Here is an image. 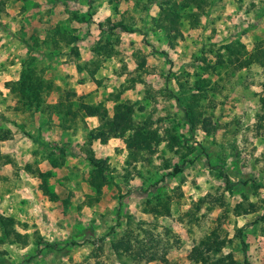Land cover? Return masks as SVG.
I'll return each mask as SVG.
<instances>
[{"label": "rangeland", "instance_id": "374dc122", "mask_svg": "<svg viewBox=\"0 0 264 264\" xmlns=\"http://www.w3.org/2000/svg\"><path fill=\"white\" fill-rule=\"evenodd\" d=\"M166 2L0 0V135L24 134L20 124L47 142L0 155V208L36 209L24 221L0 210L29 238L0 230V264H201L188 253L205 237L223 239L240 264H264V68L239 67L230 53L264 50V0H201L190 21L179 9L169 32L157 19ZM23 70L51 83L39 110L14 87ZM58 98L110 116L131 102L135 125L159 141L127 162L124 137L91 140L98 120L82 110L61 128L71 118L53 113ZM91 155L105 167L99 195ZM122 237L140 254H116Z\"/></svg>", "mask_w": 264, "mask_h": 264}, {"label": "trees", "instance_id": "16d2710c", "mask_svg": "<svg viewBox=\"0 0 264 264\" xmlns=\"http://www.w3.org/2000/svg\"><path fill=\"white\" fill-rule=\"evenodd\" d=\"M201 5V0H172V4L168 2H166L164 5L159 4L158 7L161 11V15H159L157 19L162 21L159 22V25L167 32H169L171 29L176 30L179 9L184 12V16L190 21L191 17H193L195 14L194 12H196L195 10L191 11L192 8L194 7L197 9L201 7ZM121 29L125 31L128 30L125 27H121ZM230 53L233 56L231 62H235V64H237L239 67H245L252 63H258L264 68V50L260 46H257L254 50L248 52L245 47L240 44L238 47L231 49ZM13 84L20 96L29 100L27 105L31 106L34 104L36 110H39L42 103L41 97L37 96V94L44 91L46 86L48 88L51 87V83L46 84L40 80L33 70H30L27 73L24 70L21 71L19 79L14 81ZM70 97L74 98L75 100L77 99L78 94L75 89H71L66 96V100L74 101V99H70ZM73 104H75V101ZM49 105L52 107L53 113L58 115L65 114L71 118L68 119L70 121V124L68 125L62 124V122H65V118L61 119V128L71 129L72 123L75 124L74 122L76 121L78 112L82 110L83 113L81 116H95L98 120V124L95 127L89 129V137L91 140L98 139L100 142L105 143L107 142L110 134L124 137L125 147L128 151L127 162H131L136 159L141 153L142 148L150 149L154 141H159V136L156 133L147 131L144 126L135 125L132 118L133 103L128 101H123L116 104L114 106V112L112 116L108 114L105 107L98 109L97 105L87 104L81 101L76 104V108L74 109L71 108L72 103L65 105L60 98H58L55 103H51ZM185 121L192 125V120L188 116V113L185 116ZM19 127L23 130L24 135L29 137L32 141L39 144L41 143L43 145L47 144V142L38 141L30 133L24 131L22 125L19 124ZM9 134L10 133L2 136L0 135V137L7 138ZM88 160L94 167V171L91 173L89 181L96 194L99 195L102 192V187L107 184V179L102 173L105 171V167L101 165V159H98L93 155L89 156ZM180 171L181 169L179 167H175V173ZM39 174L42 175V173ZM226 183L229 187L231 186L227 178ZM154 211L160 213L158 210ZM166 213L169 214V210H167ZM18 222L19 221H17L14 217L1 214L0 230L2 231V236L5 237V239H12L13 241L19 242L22 245H26L29 240L28 235L26 233L16 232L15 230V225H17ZM26 226L27 225L24 224V227ZM42 239L43 238L40 237L37 243H40ZM240 241L242 244V251L244 252L246 245L242 238ZM138 242V240L133 241V239L130 237H122L117 240H112L111 246L119 256H122L126 252L132 255L133 253H135L134 255H139L141 251H135V246ZM45 245L51 248L54 246L52 243H46ZM224 246L225 241L223 239L218 240L216 243H212L207 237H205L200 239L192 247L188 253V258L193 260L195 263L201 264H240L232 252L222 251ZM37 251L40 250L37 249ZM243 263L250 264L246 259L243 260Z\"/></svg>", "mask_w": 264, "mask_h": 264}, {"label": "crops", "instance_id": "0c3cea01", "mask_svg": "<svg viewBox=\"0 0 264 264\" xmlns=\"http://www.w3.org/2000/svg\"><path fill=\"white\" fill-rule=\"evenodd\" d=\"M87 118H93V120L97 121V118L95 116H88ZM97 124L98 123H95L93 127H95ZM26 146L34 147L35 145L29 137H27L24 134L18 133L15 130H11V134H9L7 138L0 137V155L4 158L8 156L16 157L17 155L13 152L18 151L21 153L22 150H27ZM12 154H15V155H12ZM4 163L5 165L9 164L10 161H6ZM30 177L31 179L34 178L33 176H30ZM26 189L33 190L30 188L29 185L26 186ZM0 210L1 211L7 210V212L14 213L13 214L14 217L21 221L29 220L31 216L33 215L31 211L36 212V209H33V207H1ZM5 214H9V213H5Z\"/></svg>", "mask_w": 264, "mask_h": 264}]
</instances>
